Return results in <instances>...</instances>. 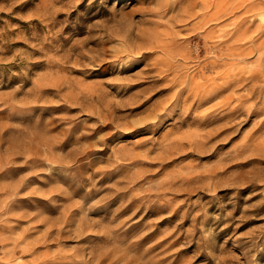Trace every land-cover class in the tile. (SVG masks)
Wrapping results in <instances>:
<instances>
[{"label": "rangeland", "instance_id": "rangeland-1", "mask_svg": "<svg viewBox=\"0 0 264 264\" xmlns=\"http://www.w3.org/2000/svg\"><path fill=\"white\" fill-rule=\"evenodd\" d=\"M0 264H264V0H0Z\"/></svg>", "mask_w": 264, "mask_h": 264}]
</instances>
